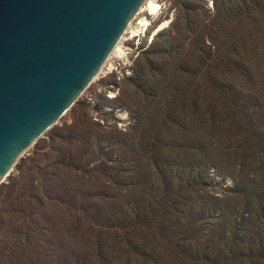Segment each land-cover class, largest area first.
<instances>
[{"label": "trees", "instance_id": "obj_1", "mask_svg": "<svg viewBox=\"0 0 264 264\" xmlns=\"http://www.w3.org/2000/svg\"><path fill=\"white\" fill-rule=\"evenodd\" d=\"M196 1L1 185L0 264H264V0Z\"/></svg>", "mask_w": 264, "mask_h": 264}, {"label": "water", "instance_id": "obj_2", "mask_svg": "<svg viewBox=\"0 0 264 264\" xmlns=\"http://www.w3.org/2000/svg\"><path fill=\"white\" fill-rule=\"evenodd\" d=\"M148 0H0V187L74 108Z\"/></svg>", "mask_w": 264, "mask_h": 264}, {"label": "rangeland", "instance_id": "obj_3", "mask_svg": "<svg viewBox=\"0 0 264 264\" xmlns=\"http://www.w3.org/2000/svg\"><path fill=\"white\" fill-rule=\"evenodd\" d=\"M155 1L161 6V9L155 14L143 9L145 6L141 9V12H139L138 16L120 42V46L123 50L122 56H120L119 52L116 55L113 53L105 66L102 68L100 74L81 95L80 100L88 98L90 101L93 100L92 105L95 106L98 104L96 99L99 98V94L107 93L109 98H115L119 95L120 87L110 85V83L114 81L115 76L122 78L123 76L133 75L136 59L142 54V51L148 48L153 40V37L158 32L169 28L170 22L174 18V12L178 9L176 3L180 0ZM193 6H196L198 9H215L213 0H198L193 4ZM135 36H139V38H135ZM117 119L121 120L122 125L129 124L130 117L128 111L120 113L117 116ZM71 121L72 115L70 111L59 122V124L63 122L70 123ZM228 183L232 184L233 182L229 179Z\"/></svg>", "mask_w": 264, "mask_h": 264}, {"label": "bare ground", "instance_id": "obj_4", "mask_svg": "<svg viewBox=\"0 0 264 264\" xmlns=\"http://www.w3.org/2000/svg\"><path fill=\"white\" fill-rule=\"evenodd\" d=\"M143 9H146V10L150 11L152 14H155L156 12H158L161 9V6L155 0H149L148 3L145 5V8H143ZM146 25H147V23H146ZM118 52L120 53V56H122L123 50H122V47L120 46V44L113 51L114 55H116ZM113 53H112V55H113Z\"/></svg>", "mask_w": 264, "mask_h": 264}, {"label": "clouds", "instance_id": "obj_5", "mask_svg": "<svg viewBox=\"0 0 264 264\" xmlns=\"http://www.w3.org/2000/svg\"><path fill=\"white\" fill-rule=\"evenodd\" d=\"M135 38H139V36H135Z\"/></svg>", "mask_w": 264, "mask_h": 264}]
</instances>
